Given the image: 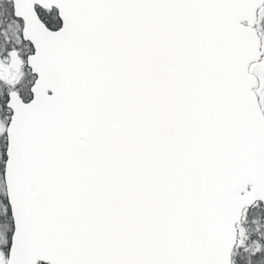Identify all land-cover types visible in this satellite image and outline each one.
I'll return each mask as SVG.
<instances>
[{
    "label": "snow or ice",
    "instance_id": "1",
    "mask_svg": "<svg viewBox=\"0 0 264 264\" xmlns=\"http://www.w3.org/2000/svg\"><path fill=\"white\" fill-rule=\"evenodd\" d=\"M264 264V0H0V264Z\"/></svg>",
    "mask_w": 264,
    "mask_h": 264
},
{
    "label": "trees",
    "instance_id": "2",
    "mask_svg": "<svg viewBox=\"0 0 264 264\" xmlns=\"http://www.w3.org/2000/svg\"><path fill=\"white\" fill-rule=\"evenodd\" d=\"M41 264H44V262H41Z\"/></svg>",
    "mask_w": 264,
    "mask_h": 264
}]
</instances>
